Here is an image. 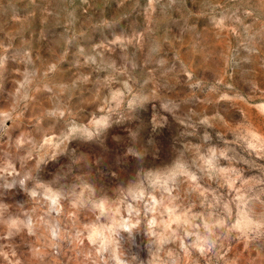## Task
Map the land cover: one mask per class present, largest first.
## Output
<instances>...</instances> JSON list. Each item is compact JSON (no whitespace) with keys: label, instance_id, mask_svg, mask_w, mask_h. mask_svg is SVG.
Wrapping results in <instances>:
<instances>
[{"label":"rangeland","instance_id":"obj_1","mask_svg":"<svg viewBox=\"0 0 264 264\" xmlns=\"http://www.w3.org/2000/svg\"><path fill=\"white\" fill-rule=\"evenodd\" d=\"M0 264H264V0H0Z\"/></svg>","mask_w":264,"mask_h":264}]
</instances>
